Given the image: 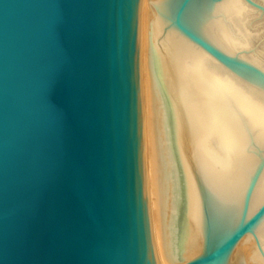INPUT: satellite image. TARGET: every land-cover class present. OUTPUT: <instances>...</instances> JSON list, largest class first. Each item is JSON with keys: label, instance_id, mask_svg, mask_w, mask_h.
I'll return each mask as SVG.
<instances>
[{"label": "water", "instance_id": "water-1", "mask_svg": "<svg viewBox=\"0 0 264 264\" xmlns=\"http://www.w3.org/2000/svg\"><path fill=\"white\" fill-rule=\"evenodd\" d=\"M151 3L155 39L174 24L226 69L264 89L262 69L223 51L208 34L215 0ZM138 5L0 0V264H155L141 133ZM156 45L164 82L166 55ZM172 105L203 226L201 249L180 264H247L244 257H229L264 217V201L248 215L264 150L244 120L260 161L244 193L221 200L202 183Z\"/></svg>", "mask_w": 264, "mask_h": 264}, {"label": "bare ground", "instance_id": "bare-ground-1", "mask_svg": "<svg viewBox=\"0 0 264 264\" xmlns=\"http://www.w3.org/2000/svg\"><path fill=\"white\" fill-rule=\"evenodd\" d=\"M155 14L151 0H139L137 62L147 213L155 264H180L201 249L203 226L172 101L202 183L215 197L234 200L244 193L260 161L245 121L264 150V91L230 72L174 24L155 39L150 23ZM256 14L245 0H215L206 30L223 51L264 71V20ZM156 42L166 55L164 82ZM263 201L264 165L248 215ZM242 257L247 264H264V217L239 240L229 262Z\"/></svg>", "mask_w": 264, "mask_h": 264}, {"label": "rangeland", "instance_id": "rangeland-1", "mask_svg": "<svg viewBox=\"0 0 264 264\" xmlns=\"http://www.w3.org/2000/svg\"><path fill=\"white\" fill-rule=\"evenodd\" d=\"M246 1V0H245ZM256 2H258V3H260V4H262L263 6H264V4L263 3H261V2H259V1H257V0H255ZM247 2V1H246ZM248 3V2H247ZM249 4V3H248ZM252 8H254L255 10H257L258 11V14H256V17L258 18L257 20H264V11L263 10H261V9H259V8H256V7H254V6H252L251 4H249ZM236 55V54H235ZM237 56H239V57H241L242 58V56H240V55H237ZM244 59V58H243ZM245 60H247V59H245ZM247 61H249V60H247ZM249 62H251V61H249ZM251 63H253V62H251ZM254 64V63H253ZM257 66V65H256ZM260 68V67H259ZM261 69V68H260ZM231 72V71H230ZM233 73V72H232ZM235 74V73H234ZM235 75H237V74H235ZM238 76V75H237ZM239 77V76H238ZM240 79H242L243 81H245L246 83H249V84H251V85H253V86H255L256 88H258V89H260V90H262V91H264V89L263 88H261V87H259V86H257V85H255L254 83H252V82H250V81H247V80H245V79H243V78H241V77H239Z\"/></svg>", "mask_w": 264, "mask_h": 264}]
</instances>
